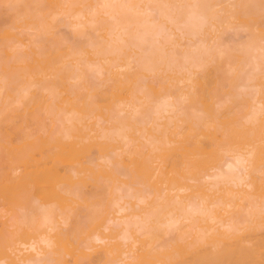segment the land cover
I'll use <instances>...</instances> for the list:
<instances>
[{
	"label": "bare ground",
	"instance_id": "1",
	"mask_svg": "<svg viewBox=\"0 0 264 264\" xmlns=\"http://www.w3.org/2000/svg\"><path fill=\"white\" fill-rule=\"evenodd\" d=\"M0 264H264V0H0Z\"/></svg>",
	"mask_w": 264,
	"mask_h": 264
}]
</instances>
